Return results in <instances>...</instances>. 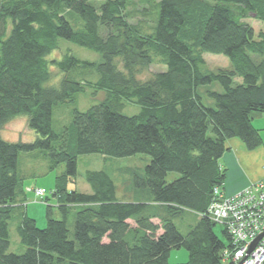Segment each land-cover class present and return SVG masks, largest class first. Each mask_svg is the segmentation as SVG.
Segmentation results:
<instances>
[{
    "label": "trees",
    "instance_id": "obj_1",
    "mask_svg": "<svg viewBox=\"0 0 264 264\" xmlns=\"http://www.w3.org/2000/svg\"><path fill=\"white\" fill-rule=\"evenodd\" d=\"M94 1L0 0V131L26 115L38 134L33 142H8L0 134V264H230L223 252L233 246L232 236L225 227V240L216 234L209 207L226 179L221 158L227 140L238 138L249 150L263 144L252 113L264 112V32L256 36L246 19L253 14L264 23V0L155 1L150 32L129 21L132 0H104L99 6ZM152 9L144 8V15ZM71 12L82 19V29L67 19ZM61 39L100 53L103 60L72 53L49 60ZM204 53L227 56L231 68L203 71ZM156 58L166 71L141 79L140 71ZM51 65L63 75L58 85H49ZM81 70H96L99 79L79 81ZM213 83L223 92L206 90L215 103L210 107L200 88ZM87 86L107 91V98L85 112L74 110L72 121L56 133L54 107L74 102ZM124 101L140 105L141 112L125 115ZM34 150L45 153L51 170L66 164L52 190L62 218L53 217L46 196L47 224L39 228L25 205L16 230L26 250L18 254L10 251V221L26 194L19 155ZM92 153L151 156L134 184L148 189L168 216L156 224L155 215H143L147 203L117 200L116 184L104 170L86 172L92 193L70 190L78 157ZM171 171L181 176L167 183ZM187 211L198 221L184 235L173 218ZM173 248H185L188 261L171 263Z\"/></svg>",
    "mask_w": 264,
    "mask_h": 264
},
{
    "label": "rangeland",
    "instance_id": "obj_2",
    "mask_svg": "<svg viewBox=\"0 0 264 264\" xmlns=\"http://www.w3.org/2000/svg\"><path fill=\"white\" fill-rule=\"evenodd\" d=\"M104 0H95L94 4L99 6ZM159 0H132L133 4L129 9V21L140 26L144 31L150 32L154 26V13L156 10L152 9V2ZM151 8L154 12L144 15L143 9ZM151 11V10H150ZM149 11H147L148 13ZM158 14H156V18ZM67 19L70 21L74 29L79 30L83 28V21L76 13H69ZM246 21L254 28L256 36L261 32H264V23L258 20L255 15L251 14ZM154 30V29H153ZM100 34L102 36L107 35V30L101 28ZM66 53H72L76 57L83 60H90L93 62H101L102 56L100 53L92 51L88 48L79 46L73 42L61 39L60 47L53 51L48 59L61 60ZM205 64L202 67L205 72H215L219 69H230L231 63L227 56L223 54L204 53ZM52 78L49 85H58L59 80L63 76L59 69L51 65ZM77 79L79 81H89L95 83L99 79V74L96 70L86 72L81 70ZM160 71H166V65H164L159 58L155 59V62L140 71L139 77L143 80L149 79L155 73ZM236 83H241V78L235 79ZM211 89L217 92H223V89L218 83H213L210 86H203L200 88V93L203 96L204 103L210 107H215L213 99L207 96L206 90ZM107 98V91L99 89L93 86H87L84 92L77 94L74 102L58 104L53 109V129L56 133L61 134L64 127L67 126L73 117L74 110L82 112L87 111L93 106L101 104ZM141 112V106L124 101V107L122 113L127 116L137 115ZM256 114H262L264 112H253L252 123L254 127L261 130V134L264 140V117L254 119ZM3 140L8 142H33L37 139L38 134L28 126V117L26 115H19L6 123L0 131ZM264 145V142H263ZM151 162V156L145 153H137L132 156L126 157H113L106 156L100 153H92L80 155L78 157V174L77 177L69 184L70 190H78L83 193H92V188L85 179V174L89 170H104L114 180L117 187V200L125 202H143L147 203V209L143 215H155L157 222H160L161 218L168 216L165 205H158L152 201L151 192L148 189H138L134 184V176L144 175L146 166ZM66 170V164H60L56 169L51 170L49 168V160L45 153L41 150H34L30 152H21L19 155L18 174L22 179V183L26 189L25 196L23 195V202L20 207L15 208L12 219L10 221V235H11V247L10 251L18 254L25 252V246L20 242L19 235L17 233V225L20 222L23 213L25 212V205L29 207L28 215L34 217L37 221L39 228H45L47 224L46 209L47 203L44 201L45 197L50 198L49 204L53 205V217L57 219L62 218V212L58 209L55 199L52 196V190L56 183V177L61 175ZM181 174L175 171L168 173L166 177L167 183H171L178 178ZM42 188L45 190V197L40 198L36 194V189ZM173 221L180 229V231L186 235L191 226L197 223V215L192 212H185L177 217L173 218ZM74 213L69 215V228L71 230V237L74 232ZM131 226H135L136 223L130 220ZM224 226L217 224L215 226L216 234L223 240L225 237L222 233ZM160 232V231H159ZM189 259V253L185 248H173L170 251L171 263H184Z\"/></svg>",
    "mask_w": 264,
    "mask_h": 264
},
{
    "label": "built area",
    "instance_id": "obj_3",
    "mask_svg": "<svg viewBox=\"0 0 264 264\" xmlns=\"http://www.w3.org/2000/svg\"><path fill=\"white\" fill-rule=\"evenodd\" d=\"M45 193L42 188L36 189L40 198H44ZM215 194L217 199L209 207V214L232 236L233 246L224 250V261L230 264H264V237L251 250L253 241L264 232V182L228 196L216 188Z\"/></svg>",
    "mask_w": 264,
    "mask_h": 264
},
{
    "label": "crops",
    "instance_id": "obj_4",
    "mask_svg": "<svg viewBox=\"0 0 264 264\" xmlns=\"http://www.w3.org/2000/svg\"><path fill=\"white\" fill-rule=\"evenodd\" d=\"M262 117H264L262 114H256L254 119ZM226 145L228 150L221 158V164L227 168L222 188L224 195L236 194L251 184L264 181L263 144L254 150H249L240 139L231 138L227 140ZM27 212H29V207H27ZM155 220L157 219L152 218L154 223H160Z\"/></svg>",
    "mask_w": 264,
    "mask_h": 264
},
{
    "label": "water",
    "instance_id": "obj_5",
    "mask_svg": "<svg viewBox=\"0 0 264 264\" xmlns=\"http://www.w3.org/2000/svg\"><path fill=\"white\" fill-rule=\"evenodd\" d=\"M263 237H264V232L261 233V234L257 237V239H256L255 241H253V243H252V245H251V250H253V249L256 247V245L258 244V242H259Z\"/></svg>",
    "mask_w": 264,
    "mask_h": 264
},
{
    "label": "bare ground",
    "instance_id": "obj_6",
    "mask_svg": "<svg viewBox=\"0 0 264 264\" xmlns=\"http://www.w3.org/2000/svg\"><path fill=\"white\" fill-rule=\"evenodd\" d=\"M258 182H264V181H258ZM258 182H256V183H258ZM254 184H255V183H254ZM251 185H253V184H251ZM251 185H250V186H251ZM248 187H249V186H248ZM248 187H247V188H248ZM245 189H246V188H245ZM243 190H244V189H243ZM241 191H242V190H241ZM239 192H240V191H239ZM256 239H257V238H256ZM256 239H255V240H256Z\"/></svg>",
    "mask_w": 264,
    "mask_h": 264
}]
</instances>
